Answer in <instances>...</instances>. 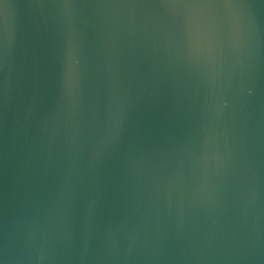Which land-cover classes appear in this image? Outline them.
Wrapping results in <instances>:
<instances>
[{
	"label": "water",
	"instance_id": "obj_1",
	"mask_svg": "<svg viewBox=\"0 0 264 264\" xmlns=\"http://www.w3.org/2000/svg\"><path fill=\"white\" fill-rule=\"evenodd\" d=\"M0 264H264V0H0Z\"/></svg>",
	"mask_w": 264,
	"mask_h": 264
}]
</instances>
